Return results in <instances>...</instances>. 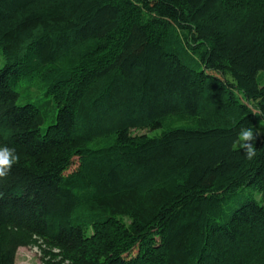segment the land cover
Masks as SVG:
<instances>
[{
  "label": "trees",
  "instance_id": "obj_1",
  "mask_svg": "<svg viewBox=\"0 0 264 264\" xmlns=\"http://www.w3.org/2000/svg\"><path fill=\"white\" fill-rule=\"evenodd\" d=\"M257 112L264 0H0V264H264Z\"/></svg>",
  "mask_w": 264,
  "mask_h": 264
},
{
  "label": "clouds",
  "instance_id": "obj_2",
  "mask_svg": "<svg viewBox=\"0 0 264 264\" xmlns=\"http://www.w3.org/2000/svg\"><path fill=\"white\" fill-rule=\"evenodd\" d=\"M255 115H264L262 113H253ZM235 123V122H234ZM260 131L253 132L251 127H242L237 133V142L240 149H243L245 159L251 160L257 153L251 141L256 139ZM19 162V155L14 148L0 146V182L7 177L14 164Z\"/></svg>",
  "mask_w": 264,
  "mask_h": 264
},
{
  "label": "rangeland",
  "instance_id": "obj_3",
  "mask_svg": "<svg viewBox=\"0 0 264 264\" xmlns=\"http://www.w3.org/2000/svg\"><path fill=\"white\" fill-rule=\"evenodd\" d=\"M153 133L146 129L136 130L135 133ZM14 264H42L40 261V254L36 247H19L16 250Z\"/></svg>",
  "mask_w": 264,
  "mask_h": 264
}]
</instances>
